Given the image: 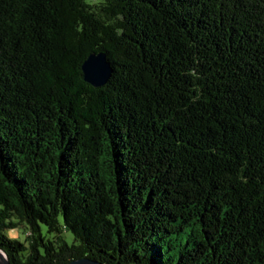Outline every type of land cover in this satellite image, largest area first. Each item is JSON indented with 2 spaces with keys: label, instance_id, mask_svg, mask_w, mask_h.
<instances>
[{
  "label": "trees",
  "instance_id": "trees-1",
  "mask_svg": "<svg viewBox=\"0 0 264 264\" xmlns=\"http://www.w3.org/2000/svg\"><path fill=\"white\" fill-rule=\"evenodd\" d=\"M0 249L264 264V0H0Z\"/></svg>",
  "mask_w": 264,
  "mask_h": 264
},
{
  "label": "water",
  "instance_id": "water-1",
  "mask_svg": "<svg viewBox=\"0 0 264 264\" xmlns=\"http://www.w3.org/2000/svg\"><path fill=\"white\" fill-rule=\"evenodd\" d=\"M84 77L86 82L95 86V88L103 87L111 79L114 70L108 61L106 54H91L87 58L84 66ZM6 255V259H5ZM0 264H11L8 255L0 249ZM69 264H101L99 262L92 261L88 258L82 260H73Z\"/></svg>",
  "mask_w": 264,
  "mask_h": 264
},
{
  "label": "rangeland",
  "instance_id": "rangeland-1",
  "mask_svg": "<svg viewBox=\"0 0 264 264\" xmlns=\"http://www.w3.org/2000/svg\"><path fill=\"white\" fill-rule=\"evenodd\" d=\"M18 229L21 230V236H22V240H20V239H18V240H20L21 242H26V240H27V233H28L27 230H28V229H26L25 227H21V228H18ZM47 231H48L47 227L43 226V230H42L43 234L47 237L48 240H52L53 237H54V235H49V234L47 233ZM7 232H8V231L5 232V235H6V236H7ZM7 237H8V236H7ZM63 238H64V239L66 240V242L69 243L70 245L76 243V239H75L74 235L71 234V233H69V232H64V233H63Z\"/></svg>",
  "mask_w": 264,
  "mask_h": 264
},
{
  "label": "clouds",
  "instance_id": "clouds-1",
  "mask_svg": "<svg viewBox=\"0 0 264 264\" xmlns=\"http://www.w3.org/2000/svg\"><path fill=\"white\" fill-rule=\"evenodd\" d=\"M87 2L92 3L94 2V0H87ZM7 236L9 239L11 240H22V236H21V230L20 229H9L7 232ZM6 255H5V259H6Z\"/></svg>",
  "mask_w": 264,
  "mask_h": 264
}]
</instances>
